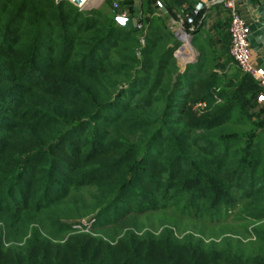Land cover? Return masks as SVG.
<instances>
[{
	"label": "trees",
	"instance_id": "obj_1",
	"mask_svg": "<svg viewBox=\"0 0 264 264\" xmlns=\"http://www.w3.org/2000/svg\"><path fill=\"white\" fill-rule=\"evenodd\" d=\"M140 1L0 0V264H264L261 87L229 44L183 70L169 22L199 0ZM158 209L234 213L260 244L144 231ZM90 215L99 235L73 230Z\"/></svg>",
	"mask_w": 264,
	"mask_h": 264
},
{
	"label": "crops",
	"instance_id": "obj_2",
	"mask_svg": "<svg viewBox=\"0 0 264 264\" xmlns=\"http://www.w3.org/2000/svg\"><path fill=\"white\" fill-rule=\"evenodd\" d=\"M136 2L137 5H139L138 13H140L142 11L141 1L136 0ZM158 3L160 4V1H158ZM239 10L250 29L249 42L251 60L257 66L264 69V0H241ZM162 11L167 12V10H163V8ZM128 13L129 16H131V12L128 11ZM230 20L231 17L229 10H227L217 0H214L213 2L207 3V8L200 14L195 22H189L188 31L191 34L193 54L189 57L184 56V48L181 51L179 49L181 46H179L175 51V55L178 57L179 64L182 66L183 70L186 67L184 65L185 63L188 64L197 60L200 54L199 47L201 46V43L204 47H207L208 45V47L212 50L220 52L224 49L226 50V47H229L230 38L228 34V27L230 25ZM169 26L173 31H175L176 36L177 32L182 31V28L187 29L184 26V21L180 15L172 16L170 18ZM178 40H180V38H178ZM195 42L197 43L195 44ZM182 47L184 46L182 45ZM187 51L188 53H191L190 50ZM223 62L224 58H221V65L224 64ZM236 67L237 66L233 64L232 69L228 68V70H230L228 73L231 74L233 72L232 70L236 69ZM260 104L264 110V101L260 102Z\"/></svg>",
	"mask_w": 264,
	"mask_h": 264
},
{
	"label": "rangeland",
	"instance_id": "obj_3",
	"mask_svg": "<svg viewBox=\"0 0 264 264\" xmlns=\"http://www.w3.org/2000/svg\"><path fill=\"white\" fill-rule=\"evenodd\" d=\"M81 8L83 10L103 9L105 11H110L111 7L105 3V0H87L86 3L81 5ZM181 30L185 31L182 32L184 34H182L181 37L183 35L189 34L191 40V34L188 29L182 28ZM182 40L180 39L179 42L180 46L184 45L183 48H185V53H183V55L189 57L193 54V48L192 50L186 48V41L183 40V42ZM187 50H190L191 53H188ZM233 64H235V62ZM184 65L186 66L187 64L185 63ZM236 69L238 68L236 67ZM250 107H252V105ZM137 216V223L144 229V231L149 230L154 233H159L165 227H170L174 229L175 233L179 237H182L187 233H193L197 237H203L207 242L211 240L219 242L221 239L231 236L234 240H241L245 244L253 242L255 247L260 244L259 241L254 238V235L251 232V224L246 222L245 220L240 219L234 213L231 214L228 218L222 217L220 219H214V221H210L208 219L200 220L196 218H189L180 215L179 213L175 212V210L170 209L148 211ZM95 219L96 218L94 217V215H90L87 218H84L81 224L75 222V224L73 225V230L76 232H88L89 234L91 233L94 236H97L100 233L97 234L93 232L92 229ZM247 228H249V231H247ZM102 230L106 231V233L111 234V231L114 230V227L110 225L107 226L106 229Z\"/></svg>",
	"mask_w": 264,
	"mask_h": 264
},
{
	"label": "built area",
	"instance_id": "obj_4",
	"mask_svg": "<svg viewBox=\"0 0 264 264\" xmlns=\"http://www.w3.org/2000/svg\"><path fill=\"white\" fill-rule=\"evenodd\" d=\"M230 12V55L233 58L236 66L243 72L250 75L255 81H257L261 87V91L258 94V101H264V69L257 66L251 60L249 34L250 29L244 18L242 17L239 6L241 0H217ZM115 8L119 7L118 1L114 4ZM123 17H128L127 10L119 14ZM139 28L142 27L140 23ZM197 108H205L206 102H199L196 105Z\"/></svg>",
	"mask_w": 264,
	"mask_h": 264
},
{
	"label": "water",
	"instance_id": "obj_5",
	"mask_svg": "<svg viewBox=\"0 0 264 264\" xmlns=\"http://www.w3.org/2000/svg\"><path fill=\"white\" fill-rule=\"evenodd\" d=\"M58 1L60 2L62 0H58ZM69 1H72L74 4L81 7V5H83V2H85L86 0H69ZM213 1L214 0H199L196 7L194 8V10L191 12V14H189L188 22H190V23L194 22V20L197 18V16L207 8V3L213 2ZM161 7L163 8V10H165V8L162 5H161ZM116 20L122 26H125V27L130 28V29L138 28L139 24L141 23V18H140V16H137V15L128 16V17H123L121 15H118L116 17ZM181 32H185V31L177 32V36L180 39H181ZM179 49L181 51L183 49V47L181 46Z\"/></svg>",
	"mask_w": 264,
	"mask_h": 264
},
{
	"label": "bare ground",
	"instance_id": "obj_6",
	"mask_svg": "<svg viewBox=\"0 0 264 264\" xmlns=\"http://www.w3.org/2000/svg\"><path fill=\"white\" fill-rule=\"evenodd\" d=\"M86 2H87V0H86L85 2H83V4L86 3ZM182 34H184V33H182ZM182 34H181V35H182ZM181 38H183V40L186 41L185 47H186V48H189V49L192 50L190 37H189L188 35H184V37L182 36ZM183 46H184V45H183ZM184 49H185V48H184Z\"/></svg>",
	"mask_w": 264,
	"mask_h": 264
}]
</instances>
